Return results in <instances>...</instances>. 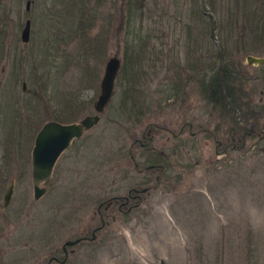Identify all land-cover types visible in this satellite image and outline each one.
<instances>
[{"label": "rangeland", "instance_id": "obj_1", "mask_svg": "<svg viewBox=\"0 0 264 264\" xmlns=\"http://www.w3.org/2000/svg\"><path fill=\"white\" fill-rule=\"evenodd\" d=\"M75 1L0 0V233L9 230L0 236V264L61 257L65 239L89 236L98 224L97 204L131 187L136 205L126 214L114 203L100 206L107 224L94 239L68 245L61 264H264V110L240 135L197 83L215 42L249 105H264V64L244 60L264 55V0H243L237 25L226 23L227 0H213L214 29L197 12L199 0ZM24 18L29 34L21 41ZM111 55L119 66L108 102L62 150L34 199L35 131L55 116L65 122L94 113ZM182 123L189 124L179 131ZM151 159L163 172L144 168Z\"/></svg>", "mask_w": 264, "mask_h": 264}, {"label": "water", "instance_id": "obj_2", "mask_svg": "<svg viewBox=\"0 0 264 264\" xmlns=\"http://www.w3.org/2000/svg\"><path fill=\"white\" fill-rule=\"evenodd\" d=\"M199 9L203 14L212 16L210 12L203 9V0H199ZM28 22V19H25L24 25L20 31L19 37L21 41H26L28 39ZM209 36L210 39L214 41L211 32ZM214 45L218 48L217 43L214 42ZM244 60L249 64H264V55L247 53L244 55ZM118 66L119 59L114 55L108 56L105 60L99 80V91L93 102L94 113L85 114L73 121L60 122L53 119L46 120L37 129L33 138L29 157L31 190L34 199L38 198L44 192V183L48 181L53 165L62 150L65 149L74 138L81 136L85 130L97 122L98 113L102 111L111 96L113 81ZM147 167H150V165L144 166V168ZM12 188L13 181L11 180L1 196L2 206L7 204L12 193ZM144 189L145 187L141 188V190ZM90 237H94V230L91 231ZM79 240L80 237L65 239L61 245L64 248L66 245H72Z\"/></svg>", "mask_w": 264, "mask_h": 264}, {"label": "trees", "instance_id": "obj_3", "mask_svg": "<svg viewBox=\"0 0 264 264\" xmlns=\"http://www.w3.org/2000/svg\"><path fill=\"white\" fill-rule=\"evenodd\" d=\"M212 1L213 0H205V3L209 6L208 9L210 13L214 9ZM74 2L76 3L75 0ZM77 2L80 6L85 4L83 0H77ZM242 3H244L243 0H227L229 8L228 16H230V20L232 21L226 23H234V25H237V18ZM196 10L198 13L202 14L200 9L197 8ZM207 23H209V25L211 23L212 29H214L215 21L213 14L212 16L207 15ZM219 25L221 24L219 23ZM221 46L222 45L219 44V48L214 49L212 54L213 60L211 61V64L206 67L207 73L202 72L201 76L197 78V83L204 100L216 107L219 113L231 117V125L234 126L233 131H236L241 135L249 130V128L246 127V124H251L252 127L256 124L254 118L255 112L257 114L262 112L264 110V105L260 104L258 107L254 104H250L251 106L249 105L244 82L233 73V68L231 71L229 65L231 62H229L227 56L225 57L226 53ZM214 58H216L217 62ZM235 109L240 110V117H238L239 120L234 117L233 111ZM154 162L155 160L151 159L148 164Z\"/></svg>", "mask_w": 264, "mask_h": 264}, {"label": "flooded vegetation", "instance_id": "obj_4", "mask_svg": "<svg viewBox=\"0 0 264 264\" xmlns=\"http://www.w3.org/2000/svg\"><path fill=\"white\" fill-rule=\"evenodd\" d=\"M27 4H28V1H27V3L25 2V8H27ZM25 19H28V18H24V20H23V25H24V21H25ZM28 21H29V19H28ZM28 23H29V22H28ZM23 25H22V27H23ZM22 27L20 28V31H21ZM20 31H19V34H20ZM28 34H29V26H28ZM22 88H23V83H22ZM64 110H65V109H64ZM15 112H18V111L16 110ZM46 120H51V119H46ZM46 120H44V121H46ZM53 120H57V121L63 122V120L57 118V116H55V117L53 118ZM44 121H43V122H44ZM43 122H42V123H43ZM36 123H37V122H36ZM42 123H41V124H42ZM41 124H40V125H41ZM185 124L188 125L189 123H182L181 126H180V128H179V131L182 129V127H183ZM39 127H40V126H39ZM26 130H27V128H26ZM27 131H28V130H27ZM36 131H37V130H36ZM36 131H35V132H36ZM246 133H247V134H250V133H251V128H250L249 130H247ZM170 134H171V136H175V134H174L173 132H171ZM141 136H144V133H143V132L141 133ZM148 139H150V138L148 137ZM148 139H147V140H148ZM135 141H137V142L139 143L140 146L145 145L144 142H141V140H139V139H137V138H134L132 142H135ZM32 142H33V141H32ZM221 144H222V143H221V140H217V141H216V146H220ZM31 146H32V145H31ZM227 146H228V143H225L224 146H223V148H224V147H227ZM231 146H235V144L232 143ZM30 149H31V147H30ZM128 153H129V157H130V159H131L132 162H133V157H132V154H131V152H130V148H128ZM29 157H30V151H29ZM29 165H30V162H29ZM147 165H150V167H147V168H145V169L159 168V170H160L161 172H163V170H164V168H165V165H163L162 162H161V163H160V162H158V163H157V162H154V163H150V164H147ZM51 171H52V170H51ZM50 175H51V174H50ZM11 180L13 181V184H14V179H13V178H10L9 181H8V183H9ZM12 189H13V188H12ZM140 190H141V188H140ZM136 191H137L136 188L131 187V188L127 189L126 193L123 194V195H120V194H118V195H113V196L107 197L106 200H103V201H101L100 203H98L97 206H96V213H97V216H98V218H99V222H98V224L95 225L94 227H92V228L90 229V231H89V236L81 235V236H77V237H80V240H82V239H94V237H95V231L98 230V229H100V228H101L102 226H104L105 224H107L108 221L104 219L103 214H102V212H101V210H100V206H102L103 208H105V204H111V203H114V204H115V209H116V211H117L118 214H126V213H128V212L131 210V208H132L134 205H136V202H132V200H133L134 198H137V200L140 198ZM141 191H143V190H141ZM1 203H2V201H1ZM113 218H114V216L111 215L110 220H113ZM97 226H99V227H97ZM6 229H7V228H6ZM7 230H8V229H7ZM92 230H94V237H93V238L90 237V236H91V231H92ZM1 231H3V233H0V236H3V237H4V236H7L8 233H9V230H8L7 232H4V231H5L4 228H2ZM80 240H79V241H80ZM61 244H62V243H61ZM67 246H68V245H66V246L63 248L62 245H60V250H61V253H62L61 257H57V255H53V254H51V255L48 256V258L46 259V261H45L43 264H49L51 261L57 262V263H59V264L63 263V262L66 260V258H67V253H68ZM9 251H16V248L9 249ZM4 252H5V251H4ZM4 252H3V254H4ZM30 260H31V259H30ZM3 262H4V260H3L1 263H3ZM26 262H27V261L25 260L24 256H22V260H21V261L15 260V261H13V262H11V263H8V264H21V263L25 264ZM29 262H30V261H29ZM3 264H4V263H3Z\"/></svg>", "mask_w": 264, "mask_h": 264}]
</instances>
